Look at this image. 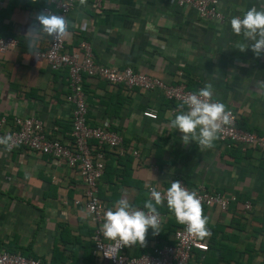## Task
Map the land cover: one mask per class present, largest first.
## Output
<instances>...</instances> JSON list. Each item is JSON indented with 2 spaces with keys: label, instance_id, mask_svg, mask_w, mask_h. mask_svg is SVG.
I'll use <instances>...</instances> for the list:
<instances>
[{
  "label": "crops",
  "instance_id": "1",
  "mask_svg": "<svg viewBox=\"0 0 264 264\" xmlns=\"http://www.w3.org/2000/svg\"><path fill=\"white\" fill-rule=\"evenodd\" d=\"M47 5L48 0H0V37L16 40L15 47L0 55V117L5 118L0 134L11 128L15 116L36 117L48 138L66 144L72 111L65 99L66 71H51L30 51L26 37L36 14ZM253 7L264 8V0H218L224 18L219 22L199 19L192 8H177L170 0H102L99 8L91 0L84 7L77 1L67 16L72 35L63 40L64 50L77 51L85 42L98 65L129 67L167 84H188L194 92L211 83L214 99L234 112L236 126L264 137V56L237 50L242 38L230 27L232 17ZM48 41L41 39L36 52L46 49ZM82 90L86 124L117 133L125 151L114 162L116 153L103 147L104 161L111 159L119 174L109 183L97 184L98 197L108 208L123 195L133 205H142L147 200L146 185L167 190L171 182L181 179L189 191L201 185L207 192L238 200L226 211L204 208L209 226L226 227L237 215L246 225L264 220V155L238 144L224 148L218 141L202 151L195 143L184 145L182 133L168 127L179 104L164 99L159 90L128 91L89 77L82 79ZM146 109L155 112L154 120L142 117ZM240 200L250 203L252 221L249 214L242 215ZM168 217L176 221L165 214ZM234 228L226 230L241 251L246 232ZM91 234L76 169L24 148L0 146L2 245L16 240L18 246H29L44 264L55 255L65 263L83 264V252L92 255L85 246L91 243ZM171 236L146 239V246L137 245L133 251L142 248L148 253ZM263 239L264 235L252 240L254 250ZM250 264H261L260 256Z\"/></svg>",
  "mask_w": 264,
  "mask_h": 264
},
{
  "label": "built area",
  "instance_id": "2",
  "mask_svg": "<svg viewBox=\"0 0 264 264\" xmlns=\"http://www.w3.org/2000/svg\"><path fill=\"white\" fill-rule=\"evenodd\" d=\"M78 0H48V5L41 12H52L67 18L69 11ZM180 9L192 8L197 17L202 20L223 22L224 18L218 11V0H170ZM95 8H99L102 0H91ZM49 39L46 49L36 52V57L45 63L51 71L65 70L67 75L66 101L71 105L70 139L61 144L48 138L43 133L42 122L36 117H13L12 126L0 134L1 137L11 135L12 141L7 150L24 148L39 155L48 156L56 161L76 169L82 184V199L86 213L92 225L90 241L92 244V264H189L191 252L206 251V243L190 238L180 225L171 236L172 244H154L148 253L131 256L123 253L124 247L117 249L115 242L103 237L101 226L104 222V212L109 208L98 197L97 184L103 174L104 155L102 148L107 147L118 155L125 153L120 136L102 127L88 126L85 121V95L82 90V79L85 77L98 79L111 86H122L126 90L139 89L143 92L159 90L164 99L180 104L189 94L183 85L167 84L155 77L140 72H134L129 67L117 69L94 63L90 48L85 42L79 44V50L66 52L63 40L55 44ZM13 37H0V55L15 47ZM233 124L227 126L218 139L222 146L238 144L253 149L264 155V137L244 131L236 126L235 114ZM142 117L154 120L156 114L150 109L142 111ZM5 124V118L0 117V129ZM130 154L136 157V152ZM186 187L181 179H177ZM187 188V187H186ZM159 191L166 192V190ZM196 191L203 208H216L226 211L229 204L235 202L234 196L218 192H207L201 185L190 191ZM145 196L149 198V187L145 188ZM166 203V201H165ZM76 204V203H75ZM142 209V208H141ZM251 211L248 201L241 204L243 215ZM161 223L165 215L160 214ZM0 264H42L40 261L0 251Z\"/></svg>",
  "mask_w": 264,
  "mask_h": 264
},
{
  "label": "clouds",
  "instance_id": "3",
  "mask_svg": "<svg viewBox=\"0 0 264 264\" xmlns=\"http://www.w3.org/2000/svg\"><path fill=\"white\" fill-rule=\"evenodd\" d=\"M78 2L82 7L87 5V0ZM71 26L63 15L52 12L36 14L26 33L30 51L36 55L39 42L45 37L55 41V44L70 38ZM230 27L234 35L242 38L235 45L237 50L244 52L250 49L257 58L264 56V8L258 10L253 7L242 16L232 17ZM261 87H264V82H261ZM214 94L213 85L206 83L197 92L189 93L175 109L176 114L170 119L168 127L182 133L184 145L195 143L201 151L211 149L214 142L221 138L225 128L233 124L232 113L223 103L214 99ZM11 141V135L0 137V146L7 150ZM146 187H149V198L144 201L142 209L134 206L123 195L112 208L104 212L101 226L103 237L115 242L117 249L146 246L149 229L154 236L158 235L161 232L158 209L164 206L165 201L176 222L184 226L190 238H210L209 217L204 215L201 199L196 191H189L179 181L171 182L163 193L155 186Z\"/></svg>",
  "mask_w": 264,
  "mask_h": 264
},
{
  "label": "trees",
  "instance_id": "4",
  "mask_svg": "<svg viewBox=\"0 0 264 264\" xmlns=\"http://www.w3.org/2000/svg\"><path fill=\"white\" fill-rule=\"evenodd\" d=\"M185 88L187 90H190V87L188 84H186ZM192 91V90H191ZM194 92V91H192ZM172 102V101H170ZM174 103V102H173ZM234 145L236 144H230L229 147L223 146L224 148H232ZM103 153H105V149L102 148ZM106 154V153H105ZM116 160L114 162H118V160H120V155L116 154ZM105 156H104V160H105ZM111 159L109 162L104 161V168H103V174L102 177L99 180L100 182H106L109 183L112 177L117 178L119 176L118 171L116 168H114V166L111 163ZM241 204L244 202V200H240ZM236 202H238V200L235 198V202H232L229 204L233 205ZM136 207H142L143 208V204H137L134 205ZM228 206V207H229ZM204 209V208H203ZM228 209V208H227ZM160 214H169V216H173V214L168 210L166 203L164 204V206L160 207L158 209ZM249 217L251 219V221L253 220V216L252 213L249 212ZM243 215V214H242ZM248 217V218H249ZM244 218H241L240 216H234L230 219L228 225L226 227H221L218 225H212L209 226L208 228L211 231V236L210 238L205 239V243H206V251L204 252H199V251H192L191 252V262L189 264H250V262L252 261V259L256 256L259 255L261 258V264H264V239L260 240L257 246V249H253V244H252V240H256L259 236H263L264 235V220L263 219H255L253 221H255L256 225H246V222L243 220ZM240 220H243V222L241 223ZM236 224L238 225V228H236ZM246 226L247 229H246ZM161 227V232L158 235H153L152 234V230L149 229L148 234L146 236V239L148 241H152V240H156V241H160V240H165V238L168 235H172V233L180 227V224H178L176 221L173 220V217H168L167 219H164V221L161 223L160 225ZM235 227L234 229L240 231V232H246L245 233V240H244V244L242 247L241 251H238L233 244L237 242V239L234 238V236H232L228 230H226L227 228L229 230H232V228ZM219 234V235H218ZM166 244H172V239L167 241ZM88 249H92V244L88 243L87 245H85ZM136 248V246L134 247H124L123 253L126 255H131V256H139L140 254L144 253L146 250L145 249H136V251H133ZM132 250L131 253L129 252V250ZM0 251H6L8 253H12V254H20L24 257L27 258H32V259H36L38 261H40L42 264H44V261L42 259H38V257L31 252L30 247L26 246V247H21L18 246L16 243V240H11V242H8L5 245H2L0 243ZM246 255V259L243 262L242 261V257ZM82 259L84 260L83 264H92V255L90 253H88V251L83 252V254L81 255ZM52 257V256H51ZM57 257V258H56ZM56 258V259H55ZM73 264V262H62L61 258H59V255H55L52 257V261L50 264Z\"/></svg>",
  "mask_w": 264,
  "mask_h": 264
}]
</instances>
